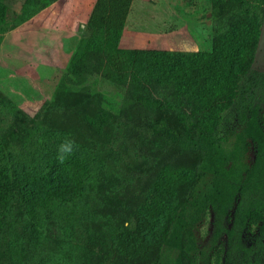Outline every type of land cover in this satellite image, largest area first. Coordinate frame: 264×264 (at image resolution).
<instances>
[{
	"label": "trees",
	"instance_id": "1",
	"mask_svg": "<svg viewBox=\"0 0 264 264\" xmlns=\"http://www.w3.org/2000/svg\"><path fill=\"white\" fill-rule=\"evenodd\" d=\"M54 1L35 0V11ZM220 3L211 10L216 45L205 99L200 97L211 52H136L133 68L151 79L133 73L121 83L119 138L122 146L157 158L156 164L130 224L114 236L91 233L81 264H198L194 229L208 210L224 217L238 201L240 227L264 219V199L251 197L264 192V70L254 68L264 0L262 5L255 0ZM8 14L0 0V28ZM85 62L86 74L103 69L93 57ZM65 79L72 78L66 73ZM72 96L68 85L55 95L54 102L68 110L53 118L64 125L75 111ZM78 106L89 115L97 112L91 102ZM4 110L22 112L0 88V119ZM23 133L21 126L0 139V244L16 208L25 206L37 218L42 208L73 201L85 188L88 169L78 153H67L63 163L58 155L64 153L49 155L41 169L12 165L9 138L16 141ZM251 146L256 153L249 163Z\"/></svg>",
	"mask_w": 264,
	"mask_h": 264
},
{
	"label": "rangeland",
	"instance_id": "2",
	"mask_svg": "<svg viewBox=\"0 0 264 264\" xmlns=\"http://www.w3.org/2000/svg\"><path fill=\"white\" fill-rule=\"evenodd\" d=\"M3 1L9 14L0 28V88L23 113L2 112L0 139L21 126L24 130L20 139L9 138L11 164L41 169L49 155H58L59 146L67 144L68 153H78L88 172L82 195L73 201H57L42 208L37 218L30 216L25 206L13 211L11 226L0 244V264H81L90 251L91 233L114 236L130 224L133 212L147 195L146 178L156 164L157 158L140 148L122 146L119 138L121 124L116 114L123 95L121 83L133 73L151 79L133 68L136 52H211L200 97L205 99L216 45L211 10L221 0H167L171 8L164 0H129L110 43L99 40L97 44V60L103 69L93 74L85 73L89 56L75 55L70 65L64 64L69 53L64 45H71L70 40H64V30L89 18L97 0H55L51 4L57 2L55 8L62 12L52 21L40 14L45 8L35 11V0ZM255 1L262 5V0ZM259 14L263 33L254 68L264 70V12L259 10ZM66 73L72 78L69 82ZM65 85L73 92L72 125L53 118L68 110L54 102L56 92ZM89 102L97 108L95 115L78 106ZM40 111L43 115L39 117ZM47 111L52 118L44 121ZM255 153L251 146L249 163ZM251 197L264 199V192H254ZM238 205L237 201L224 217L210 209L196 225L198 264H264V219L257 223L248 220L240 227L236 222Z\"/></svg>",
	"mask_w": 264,
	"mask_h": 264
},
{
	"label": "crops",
	"instance_id": "3",
	"mask_svg": "<svg viewBox=\"0 0 264 264\" xmlns=\"http://www.w3.org/2000/svg\"><path fill=\"white\" fill-rule=\"evenodd\" d=\"M121 1H123L124 4L121 9L122 11L119 12L122 5ZM128 1L129 0H97L90 12L89 18L84 22L79 21V24L76 23L74 27L70 26L66 28V30H64L66 36L64 40H70L71 45L70 47L67 43V45H64V49L69 51L68 55L64 58V64L70 65L75 55L89 56L97 60V44L100 43L99 40H105L106 43H110V36L114 29L120 28V22L123 20V15L127 10ZM164 4H167L170 8L172 7V4L167 0H164ZM55 5H57V2L47 6L40 14L49 16V20L52 21L53 18L58 17V14L62 12V9L55 8ZM33 20L35 19L33 18L32 21ZM53 24L54 22H52L51 28H54Z\"/></svg>",
	"mask_w": 264,
	"mask_h": 264
},
{
	"label": "clouds",
	"instance_id": "4",
	"mask_svg": "<svg viewBox=\"0 0 264 264\" xmlns=\"http://www.w3.org/2000/svg\"><path fill=\"white\" fill-rule=\"evenodd\" d=\"M59 153H64V155H58V159L61 163L64 162L66 154L70 151V148L67 144H61L58 149Z\"/></svg>",
	"mask_w": 264,
	"mask_h": 264
}]
</instances>
